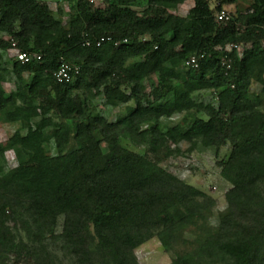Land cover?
I'll use <instances>...</instances> for the list:
<instances>
[{
  "label": "trees",
  "instance_id": "16d2710c",
  "mask_svg": "<svg viewBox=\"0 0 264 264\" xmlns=\"http://www.w3.org/2000/svg\"><path fill=\"white\" fill-rule=\"evenodd\" d=\"M66 1L64 25L47 0H0V122L17 126L0 143V264H139L151 237L170 264H264V0ZM13 44L40 60L7 69ZM62 63L80 68L69 84ZM168 142L213 152L230 185L216 226L217 200L164 167Z\"/></svg>",
  "mask_w": 264,
  "mask_h": 264
},
{
  "label": "rangeland",
  "instance_id": "374dc122",
  "mask_svg": "<svg viewBox=\"0 0 264 264\" xmlns=\"http://www.w3.org/2000/svg\"><path fill=\"white\" fill-rule=\"evenodd\" d=\"M97 7H103L101 0H89ZM140 2L133 6V9L137 12H141L145 6L147 0H139ZM192 3V2H191ZM47 4L50 10L56 13L58 7H60L64 16L62 18L63 24L68 23L69 6L66 0H47ZM191 4L185 3L180 6L174 14L185 17L188 11L191 9ZM246 8V5H242ZM227 13L233 14L235 12L234 6H229L225 9ZM13 62L12 55L7 52L4 57L3 63L6 68L10 70V65ZM3 87L7 93L14 91V82H6ZM261 87L259 85H253L251 92L260 94ZM102 97H98L93 100V104L109 121H115L118 117L124 116L125 107H119L115 109H108L102 106ZM181 119V115L175 116L168 121V124L174 126ZM39 120H34V123H38ZM17 129L16 125L3 124L0 122V143H4ZM104 152L107 151L104 144L101 145ZM187 145L181 143L178 147L173 146L171 143H166L161 153H169V158L164 162V167L170 172L178 176L180 179L188 182L194 187L204 191L208 195L214 197L217 200V207L213 212L210 224L216 226L218 223L217 212L223 210L225 203L223 195L230 189V185L221 179L219 170L215 167L213 152L210 150H197L191 154L186 152ZM6 164L8 168H14L17 164V154L15 151H9L5 153ZM63 219L59 218L51 224L52 227L56 226V232H61ZM183 247V246H182ZM182 247L176 249V253L180 252ZM174 252L165 253L155 237H151L148 242L136 249L135 255L139 264H170L174 257Z\"/></svg>",
  "mask_w": 264,
  "mask_h": 264
},
{
  "label": "built area",
  "instance_id": "2783aa9c",
  "mask_svg": "<svg viewBox=\"0 0 264 264\" xmlns=\"http://www.w3.org/2000/svg\"><path fill=\"white\" fill-rule=\"evenodd\" d=\"M228 20V16L225 12H221L219 15L216 16V22H224ZM264 32V28H263ZM105 41H110L109 38H100L96 42V46L99 47L102 43ZM88 46L89 43H86ZM262 47L264 48V40L261 43ZM231 51H235L236 54L241 57L244 51V47L242 45H236L231 44L226 46L222 52L224 53H230ZM10 55H12V59L14 61H17L21 64H27L33 60L39 61L40 56L34 53H27V52H21L19 49L15 47V45H12V48L8 51ZM184 66L186 68H192L196 69L198 67V61L196 57L189 58L185 63ZM221 66L225 67L226 69L230 68L229 61L226 59V56L222 58L221 60ZM80 73V68L76 65H70L67 63H62L60 67L57 69V71L53 74V78L56 83L59 84H69L71 83L75 77H77Z\"/></svg>",
  "mask_w": 264,
  "mask_h": 264
},
{
  "label": "crops",
  "instance_id": "0c3cea01",
  "mask_svg": "<svg viewBox=\"0 0 264 264\" xmlns=\"http://www.w3.org/2000/svg\"><path fill=\"white\" fill-rule=\"evenodd\" d=\"M187 4H191V6L193 7V4H192L191 2H187ZM192 7H191V8H192Z\"/></svg>",
  "mask_w": 264,
  "mask_h": 264
}]
</instances>
